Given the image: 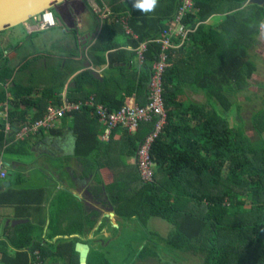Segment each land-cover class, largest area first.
Masks as SVG:
<instances>
[{
  "label": "trees",
  "instance_id": "1",
  "mask_svg": "<svg viewBox=\"0 0 264 264\" xmlns=\"http://www.w3.org/2000/svg\"><path fill=\"white\" fill-rule=\"evenodd\" d=\"M83 1L98 20L87 0ZM95 1L102 5V0ZM105 1L110 3L115 18L111 17V23L109 17L104 19L98 36L91 42L83 43L74 34L76 49L82 47L83 52L70 53L94 67L107 65L101 79L86 69L68 83L80 62L69 60L63 70L54 69L56 77L51 76L38 90L19 83L11 86L7 80L15 69L9 66L0 48V104L9 102L8 122L12 126L7 135V121L1 118L0 154L2 145L13 141L12 134L25 121L41 119L50 103L61 104L66 86L70 101L95 96L111 112L134 101L140 106L147 103L155 73L153 66L162 50L155 40L176 21L185 0H158L150 13L135 10V0ZM192 1L193 11L187 14L184 24L196 31L189 34L188 42L179 51L168 52V68L163 75L168 118L151 149L153 180L144 181L138 165L128 160L135 157L140 144L153 132L156 119L142 123L133 134L117 127L111 140L103 143L99 139L103 127L92 117L91 109L69 114L63 123H69L76 146L75 155L70 158L77 161L85 177L94 175L97 188L100 186L108 194L119 219L136 222L148 237H162L148 231L152 219L169 223L174 229L163 239L168 251L195 259L199 256L203 264H264V106L255 110L250 122L259 136L255 139L247 130L237 97L250 86L259 70L252 50L262 35L258 25L264 20V6L247 5L248 0ZM51 12L60 18L54 8ZM121 21L131 30L130 34ZM118 35H125L126 43L134 50H121ZM144 42L148 44L143 62L134 64L135 49ZM69 63L74 67L68 73ZM194 88L204 93L207 103L190 100ZM26 143L9 149L23 154L29 150ZM7 180L11 186L0 192V208L12 205L16 207V217H32L31 196L38 197L39 207L44 189L19 185L13 173ZM56 204L47 227L45 221L38 220L36 226L30 220L4 231L0 236V264H35L36 250L38 264H80L75 246L85 236H66L83 234L93 228L94 221L66 191L59 192ZM103 224L116 229L109 222ZM111 240L115 242L112 245ZM93 241L94 237L88 240L91 246ZM145 250L138 251L112 237H101L100 248L91 250L88 264H113L112 252L119 260L123 258L122 264H137L142 262Z\"/></svg>",
  "mask_w": 264,
  "mask_h": 264
},
{
  "label": "crops",
  "instance_id": "2",
  "mask_svg": "<svg viewBox=\"0 0 264 264\" xmlns=\"http://www.w3.org/2000/svg\"><path fill=\"white\" fill-rule=\"evenodd\" d=\"M67 1H69V0H67ZM67 1H65V2H67ZM78 1L82 5V10H78V12L76 14L74 13V16L72 15V13L70 11L69 4H66L67 9H64L63 5L55 8V11L58 13V15L60 17L59 18L60 20L56 19V26L55 27L49 28L47 30H40L39 29V21H37L36 19H33V20H30V21H28L24 24H21L17 27L11 28V29L6 30L4 32H0V48L3 49V51L5 53V57H7V59H8L9 66L11 68L15 69L13 71V76L11 77V79L7 80L8 85L14 86L16 83H19L20 85L22 84L24 86L32 87L34 90H38V71H40V70L46 71V70H48L49 66L54 63L53 62L50 64L48 62V60L51 61L52 59H58V60L62 59L63 62L61 65H62V68H64L66 66V63H68L69 60H71L70 59L71 58L70 53L75 52L73 50H77L75 43L74 42L69 43L68 38L72 37L74 40V34H76L77 37L79 39H81L83 43H86L87 41L91 42V40H92L91 37L94 34L95 28L96 29H95L94 36L98 35L97 31H99V28H98L99 26H98V24L96 25V22L99 21L100 23H102L104 19L109 17L108 19H110L109 22L111 23L112 18L113 19L115 18V16L110 18L113 15V13L111 12V10L110 11L106 10L107 14H106V11L103 12L102 14H97L98 15V20H97L95 17L93 18V15L91 14L90 10L86 9V6L83 3V1L82 0H78ZM65 2H63V3H65ZM107 3L102 1L103 5L105 4V5H108V7H109L110 3H108V4ZM248 3H247V5H248ZM65 11H68L70 13L69 14L71 16L70 19L67 18ZM93 11L95 14L97 13L96 10L93 9ZM119 23L121 25H123L124 27H127V25L124 23V21H121ZM63 29L67 30V32H64ZM26 31H27V35H29V36L34 34L32 37L28 38V40L31 44V47H29V48H33V51L30 53L21 54V49L24 46V41L20 40V42L18 43V46L20 45L19 48H16L15 46H13L11 44V42H12V40L16 39L18 36H20V35L23 36V34H25ZM57 31H58V33H57ZM71 31H74V32H71ZM46 32H52V34L55 33L54 38L49 39L48 38L49 34H47ZM36 37H38V45H39L40 51H41L39 53H38V46L34 42ZM72 44H73V49H72ZM132 49L133 48L129 44H127L126 41L122 42L121 50L131 51ZM85 52H86V50H85ZM67 55H69L68 60L65 59L67 57ZM38 58H39V60H38ZM81 59H82V57L73 58V60L80 61V62L78 63V70H76L75 73L70 77L68 83H70L72 81V79L77 74L81 73L83 70H86L87 64H89V63L83 62ZM135 63H137L136 59H134V64ZM72 67H74V64L69 63V68H67L66 71L69 73L71 71ZM106 68H107V65H105V67H101V71L99 73V75L101 77H103V73H104V70ZM43 85H45V83ZM0 91H1V89H0ZM9 95L10 94H7V96H9ZM0 106L3 108L0 111V120H1V118L2 119L5 118L4 111H5V109L9 110L10 104L6 100L3 103H1ZM32 112L35 113L36 110H33ZM233 116H234V114H233ZM233 116H232V118H233ZM29 120H31V119H29ZM22 126H23V124L19 127L18 131L20 130V128ZM233 126H234V124H233ZM54 130L55 131L60 130L61 132L59 134H54L52 131H47V132L44 131L43 133H40L38 135L30 137L31 139L28 140V142L25 145V148H27V147L29 148V150H30L29 156L33 157V160L39 159L40 161H44V160H46V158L47 159L50 158L47 155L52 154L49 152L51 150H52V152H55L57 154H60L61 152L65 154V152L68 150L66 148L67 147L66 145L69 146L72 143H75V138L73 137V132L70 130L69 123L64 124L63 120H62L61 123ZM9 133L8 134L6 133V134L9 135ZM14 134H15V132H14ZM14 134H12V138L14 137ZM57 154H54V156H58ZM18 161L22 162V160H18ZM128 161L130 163H133L132 159H129ZM19 162L18 163L14 162V164H15V168L17 170H19V169L21 170L20 175H22V173H23V175L31 177L30 170L25 171L21 166V165L26 166L28 164L25 161H24L25 163L24 162L19 163ZM67 167H69L67 169L69 173L58 172L56 174L55 180L51 181V187H49V188H47L45 186L39 187V188L44 189V198L41 199L42 202H41L39 207H38V204H39L38 197L31 196L32 204L30 205L29 210L31 211L32 217L27 218L29 220L28 222H30V220H33L32 223L35 224L36 226H38V220L39 221H45V225L47 227V225L50 222V217L52 216L51 205H53L55 202V206L57 207L55 199L58 198L59 192L62 190L71 194L75 199H77L78 202H80V203L82 202V201H80L81 197L77 196L71 188H73V186H74L73 183L75 180V179H73V174L76 175L75 177L84 178V170L77 164V161H72L70 163V165ZM50 173H51L50 170H47L44 175H42V173H41L40 176H41L42 181L39 184H41L42 182H46L48 179L52 178ZM70 177H71V179H70ZM4 180L5 181H3V183L9 182L7 179H4ZM64 182L71 184L72 187L70 186L71 188H66L65 186H63ZM4 185H5V188L1 192H4L8 188L6 184H4ZM36 189H38V186H36ZM71 205L73 206L72 203H71ZM7 206L8 207H6L7 209L5 210L4 213L0 209V213H1L0 214V226L4 225L6 220H8V219H20V218L16 217V214H15V208L16 207L14 208L12 205H7ZM26 208H28V203L26 204ZM27 211H24L23 213H26ZM69 212H71V211H69ZM108 215L111 218L110 220H112L110 223V224H112V227H115L114 225H117V227H118L120 224L118 223L119 220L117 219L116 215L113 216L112 213H110V212L108 213ZM21 219H25V218H21ZM5 230H6V228L3 229L2 235L4 234ZM6 232H7V230H6ZM45 232H46V228H45ZM57 236H61V235H57ZM93 237L94 236H85L84 237L85 239H83V242L85 241L87 244H90L88 242V240L89 241L92 240ZM101 237H103L105 240L107 238H109V237H105V236H95L94 241H93V245L92 246L90 245L92 247V249L93 248H95V249L100 248ZM110 243L112 245L115 242L113 240H111ZM110 243H108L106 246H108ZM135 259H137V257H135ZM56 264H61V263H56Z\"/></svg>",
  "mask_w": 264,
  "mask_h": 264
},
{
  "label": "rangeland",
  "instance_id": "3",
  "mask_svg": "<svg viewBox=\"0 0 264 264\" xmlns=\"http://www.w3.org/2000/svg\"><path fill=\"white\" fill-rule=\"evenodd\" d=\"M102 1L107 3V1H105V0H102ZM83 3H84V1H83ZM87 3H89V6L91 5L90 7H92L94 10H96V12H97L96 14H102L106 10H109V11L111 10L110 6L108 7V5H105V4L104 5L102 4L100 6L99 4H97V2L95 0H87ZM66 4H69L70 11H71L73 16H74V13L76 14L78 12V10H82V5L79 3L78 0H69L65 3H62L61 5L64 6L63 7L64 9H67ZM85 6H86V9H88L86 4H85ZM65 13L67 15V18L70 19V17H71L69 15L70 13L68 11H65ZM106 14H107V11H106ZM101 26H102V23H100V25L98 27L99 31L101 30ZM195 31H196V29L194 30V32ZM46 33L49 34L48 35L49 39L54 38L55 33H53V34H52V32H46ZM57 33H58V31H57ZM94 34H95V31H94ZM94 34L92 35L91 39H94L98 36V35L94 36ZM124 36L118 35V41L123 42V41L127 40V37L126 36L124 37ZM28 38H29V35H27V31H26L25 34H23V36L20 35L16 39L12 40L11 44L13 46H15L16 48H19L20 45L18 46V43L20 42V40H22V41H24V46L21 49V54L30 53L33 51V48H29V47H31V44H30ZM177 39L179 40L180 38H177ZM79 40H81V39H79ZM68 41H69V43L74 42L72 37L68 38ZM34 42L38 46V53L41 52L40 47L38 45V37H36ZM81 48L82 47H80V49L73 50V51L82 55L83 50H81ZM72 49H73V44H72ZM252 54H253V58H254L255 62L258 65L259 70L256 73L253 80L251 81L250 86L248 88L244 89L243 91H241L237 95V97H238V99H239V101L243 107L242 116L244 118V121H246L245 123L247 125V130L252 137H254L255 139L256 138L258 139L259 136L258 135L256 136V132L253 130L252 125H250V122L252 120V117H253L255 110L257 108L260 109L264 106V30L262 31V35L259 36L258 43L255 44V46L252 50ZM70 57H71L70 59L73 60V58H79L81 56H77V57L70 56ZM65 59L68 60L69 55H67V57ZM38 60H39V58H38ZM48 62L50 64L53 62L54 63L52 65L49 64L50 66H49L48 70L38 71V87L42 83L49 82V78H51V76L53 78L56 77V75L53 73L54 69H59V70H57L58 72L60 70H63V68L60 67L61 63L63 62L62 59H59V60L58 59H52L51 61L48 60ZM65 90L67 91V86H66ZM191 90L193 92L190 93V100H193L196 102H201L203 104L207 103V99L205 98L203 92H200V91L198 92L197 88H194ZM238 99H237V103H238ZM239 120L240 119L238 118L237 122H239ZM26 142H28L27 139L15 138L11 143L3 144L2 145L3 150L0 154V157L2 158V161H3V165L5 167H7L9 173H11V174L13 173V175L15 177H17L16 181L19 183V185H25L31 189H36V186H38V188L43 187V186H45V182H42L41 184H39L42 181L41 176H40L41 173H42V175H44L47 170H52L53 168H55L60 163V161L54 160V158H48V159L46 158V160H44V161L37 162V160L33 161V157L29 156L30 153H29L28 149L23 154L13 153L12 149H9V147H11L13 145H18V144H22V143L25 144ZM18 160H22V162H19ZM24 161L28 165L27 166L21 165L22 168L25 171L30 170L31 176L34 180H36V183H31V184L24 183L22 180L24 178L22 177V175H20L21 170L20 169L17 170L15 168L14 162L23 163ZM3 181H5V180L0 179L1 185L3 184ZM6 207H8V206H3L0 208L3 213L7 209ZM53 208H55V202L53 205H51V209H53ZM118 223L120 225L118 227H116V229L110 228V230L112 232L114 231V233H116L114 235V237H112V239L121 240L122 244L131 245V246H133L134 249L138 248V251L146 248L144 255H143V258H142L143 259L142 262H138L137 264H165V263H170V264L171 263L172 264H203L201 262L202 260L199 256L197 257V259H195L192 256H187L186 254H178V252H171V251L167 250L168 248L163 243V239L168 238L169 234L173 231L174 228L169 223L163 221L162 219L154 218L150 221L149 226H148L149 232H151L152 234H159L162 237H152V236L148 237L146 232L134 221L124 222L123 220L122 221L119 220ZM106 234H107V237H110L109 233H106ZM109 249H112V247H110ZM119 253H124V251H120ZM110 256L112 258H114L113 264H122L123 263V258L121 257L119 260V257H116L115 252H112L110 254ZM109 260H110V258H109Z\"/></svg>",
  "mask_w": 264,
  "mask_h": 264
},
{
  "label": "built area",
  "instance_id": "4",
  "mask_svg": "<svg viewBox=\"0 0 264 264\" xmlns=\"http://www.w3.org/2000/svg\"><path fill=\"white\" fill-rule=\"evenodd\" d=\"M193 7L194 3L192 0H185V4L176 16V21L155 40L161 44L162 50L153 66L155 73L150 81L149 95L147 103L144 106H140L134 101L132 105L123 106L120 110L111 112L103 104L98 103L95 96H90L85 100L70 101L67 98V91L65 90L62 93L60 105L50 103L47 107L46 114L41 119L35 122L33 120L24 122L20 130L16 131L14 138L27 139L30 135L39 133L41 130H45L46 132L53 130L57 128L67 115L80 111L83 108L91 109L92 117L97 119L103 127V132L99 138L103 143H108L111 140L112 134L117 127L125 128L130 134H133L139 130L142 123H149L156 119L153 132L140 144L135 157L130 158L133 160V163L138 165L142 179L144 181H152L154 169L151 159V149L156 138L164 130L168 118L163 97V75L168 68V52L170 50L177 51L184 47L189 40V34L194 32V30L188 29L184 24V19L189 12L193 11ZM55 26L56 18L53 12H43L41 20L39 21V29L47 30ZM126 29V33L130 34L131 30L127 27ZM135 38L137 39V36ZM177 38L180 39L178 40ZM147 44V42L141 43L135 49L138 63L143 62ZM4 114L7 121L6 133L8 134L11 132L12 126L8 122L9 113L7 109H5ZM7 175L8 172L0 157V179L7 178Z\"/></svg>",
  "mask_w": 264,
  "mask_h": 264
},
{
  "label": "flooded vegetation",
  "instance_id": "5",
  "mask_svg": "<svg viewBox=\"0 0 264 264\" xmlns=\"http://www.w3.org/2000/svg\"><path fill=\"white\" fill-rule=\"evenodd\" d=\"M88 69L89 70H91V69L95 70V67L91 66V68H88ZM49 152L52 153L51 154L52 156L51 155H47V156L50 158H54V160H59L60 163L55 168L50 170L51 171L50 175L52 176V178L48 179L45 182V187H47V188L51 187V181L55 180L56 174L58 172L69 173L67 170L69 167H67V166H69L72 161H76L75 159L70 158V157H73L75 154L74 155H71V154L67 155L66 153L64 154L62 152L60 154H57L55 152H52V150ZM54 154H57L58 156H54ZM33 161H35V160H33ZM37 162H40V160L38 159ZM6 171L8 172V175H7V178H5V179H8L9 171H8L7 167H6ZM75 176L76 175L73 174V179H75L74 183H73L74 189L71 188L72 185L68 184L67 182H64L63 186H65L66 188H71L73 190V192L83 188L82 198L80 200V201H82L80 203L81 208L84 210V212L86 214L91 215L90 218L94 221V226H93V228H87L83 234H73L70 237L69 236H66V237L67 238H75V237L80 238V236H94V237L95 236H105V237H107L106 233H109L110 237H114L113 232L110 230V228H111L110 225H108V224L104 225L103 224L104 222L111 223V221H112V220H110L111 218L108 215V213L110 212L111 207H114V206H112L113 204H112L108 194L104 190H101L100 186H99V188H97L98 185L94 179V175H89L88 177L84 176V178L75 177ZM22 177L24 178V179H22L24 183H28V184L36 183V180H34L32 178V176L29 177V176L23 175V173H22ZM70 179H71V177H70ZM115 215H116V213H115ZM25 219H27V218H25ZM117 219L122 221L118 217H117ZM12 220H21V218L20 219H12ZM5 228H6V230H9L8 228H14V227L9 225L8 227H5ZM62 236H58L57 238H61ZM4 237H7V236H4ZM81 238L85 239L84 237H81ZM89 246H90V244H89ZM38 254H39V252H38V250H36L37 262H35V264H38V258H39ZM45 264H56V262L47 261Z\"/></svg>",
  "mask_w": 264,
  "mask_h": 264
},
{
  "label": "water",
  "instance_id": "6",
  "mask_svg": "<svg viewBox=\"0 0 264 264\" xmlns=\"http://www.w3.org/2000/svg\"><path fill=\"white\" fill-rule=\"evenodd\" d=\"M65 1L67 0H0V32L17 27L33 19L40 21L43 12H50L53 8L55 9L59 7ZM248 2V4H258L264 6V0H249ZM87 68H91L90 63L87 64ZM92 71L96 78H101L99 75L101 67H95V70ZM66 146L68 150L65 153L67 155H74L76 148L75 143ZM4 184H6L8 188L11 186V182L3 183L0 185V192L5 188ZM74 193L82 198L83 188L74 191ZM110 212L113 216H115L113 207H111ZM28 221V219H9L4 225L0 226V235H2L5 227H8L9 225L16 227L18 225L25 224ZM114 226L117 227V225ZM91 250L92 248L87 243H76L75 251L79 255L80 264H88V258Z\"/></svg>",
  "mask_w": 264,
  "mask_h": 264
},
{
  "label": "clouds",
  "instance_id": "7",
  "mask_svg": "<svg viewBox=\"0 0 264 264\" xmlns=\"http://www.w3.org/2000/svg\"><path fill=\"white\" fill-rule=\"evenodd\" d=\"M157 4H158V0H135V3L133 4V8L135 9V10H138V11H140V12H142V13H150V12H152V11H154L155 10V8L157 7ZM259 28L261 29V30H264V20H262V21H260L259 22ZM19 128H17V130H18ZM56 129V128H55ZM17 130H15V134H16V131ZM41 131H45V130H41ZM41 131L39 132V133H36V134H33V135H30L28 138H27V140H30L31 138L30 137H32V136H35V135H38V134H40L41 133ZM51 131V130H50ZM46 132V131H45ZM15 134H14V136H15ZM15 138L13 137V140H14Z\"/></svg>",
  "mask_w": 264,
  "mask_h": 264
}]
</instances>
